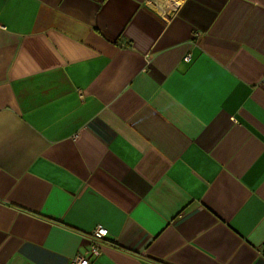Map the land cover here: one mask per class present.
<instances>
[{
  "label": "crops",
  "instance_id": "crops-1",
  "mask_svg": "<svg viewBox=\"0 0 264 264\" xmlns=\"http://www.w3.org/2000/svg\"><path fill=\"white\" fill-rule=\"evenodd\" d=\"M98 225L89 264H264V0H0V264Z\"/></svg>",
  "mask_w": 264,
  "mask_h": 264
},
{
  "label": "built area",
  "instance_id": "built-area-1",
  "mask_svg": "<svg viewBox=\"0 0 264 264\" xmlns=\"http://www.w3.org/2000/svg\"><path fill=\"white\" fill-rule=\"evenodd\" d=\"M190 57L187 56L188 60ZM108 236V230L102 225H98L92 232V244L87 253L78 252L72 259L71 264H89L92 255H99L101 253L100 241Z\"/></svg>",
  "mask_w": 264,
  "mask_h": 264
}]
</instances>
